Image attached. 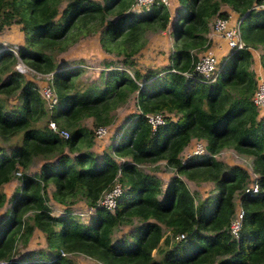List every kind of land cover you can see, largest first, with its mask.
I'll return each mask as SVG.
<instances>
[{"label": "trees", "instance_id": "16d2710c", "mask_svg": "<svg viewBox=\"0 0 264 264\" xmlns=\"http://www.w3.org/2000/svg\"><path fill=\"white\" fill-rule=\"evenodd\" d=\"M101 1L0 0V29L20 25L23 41L17 47L18 57L34 71L51 74L56 97L47 112L34 82L11 69L15 58L0 46V140L18 139L9 153L0 150V209L11 202L9 216L0 224V260L77 264L75 256L83 255L98 264H264V108L251 101L257 79L249 68L250 49H257L264 71V0H185L170 26L168 63L142 71L133 58L149 34L166 28L168 10L159 2L148 11L133 12L132 0ZM230 15L240 19L246 48L228 51L214 82L169 71L189 69L196 54L211 47L207 34L212 18ZM90 21L96 22L92 30L100 31L99 48L121 57L120 64L133 69L131 76L111 69L100 85L80 84L78 67L55 62L52 53L66 50L69 29ZM131 95L137 112L127 118L109 152L96 158L87 150L94 128L111 123V111ZM12 97L16 102L9 105ZM155 112L166 120L151 132L144 114ZM86 118L91 119L89 128L80 122ZM49 120L67 131V138L51 131ZM197 141L203 142L208 154L181 161L183 149ZM224 148L250 158L248 171L256 174V193L244 192L250 176L242 166L212 157ZM113 156L129 160L118 163ZM33 158L42 162L30 175L26 170ZM158 161L175 174L164 187L154 173L137 168ZM18 169L19 192L8 197L2 185ZM115 176L123 190L113 212L94 208L87 224L68 212L49 214L50 199L65 205L79 197L84 205L93 206ZM179 176L194 183L211 182L215 193L196 199ZM237 207L243 214L235 239L229 223ZM120 226L128 230L113 239ZM35 231L43 235L44 247L20 254Z\"/></svg>", "mask_w": 264, "mask_h": 264}, {"label": "rangeland", "instance_id": "374dc122", "mask_svg": "<svg viewBox=\"0 0 264 264\" xmlns=\"http://www.w3.org/2000/svg\"><path fill=\"white\" fill-rule=\"evenodd\" d=\"M98 3H102L101 0H96ZM172 1H169L170 3V12L171 14H174L175 11L179 12L180 9L182 10L185 5V0H178L179 9H175L173 11V6L171 3ZM64 6V3L61 2L58 5V10L60 11ZM169 8V7H168ZM175 18V16H174ZM235 18V17H234ZM96 25L95 21H90L84 24L82 27L79 28H71L67 32V35L65 37V44H66V50L62 51L59 54H56L55 52L52 53V56L55 59V62L57 63H63L64 61L67 62L68 65H72L73 67H78L81 70V73L78 75L77 79L80 84H89L93 82L96 85H100L103 81L102 79L105 78L106 72L111 69H117V70H125V67L120 64L121 57H117L113 54H106L104 53L98 45V37L100 31L94 32L92 30ZM3 28V29H2ZM0 29V42L7 43L11 46H20L22 44V30L20 28V25L17 23L10 24L9 26H4ZM88 30H92L90 33L86 35V32ZM165 30V29H164ZM161 32V31H160ZM158 34H160L158 32ZM152 35V34H149ZM148 35V36H149ZM157 34H153L152 40L151 37L146 38L145 44L151 41L149 46V52L147 54L140 53L136 59H145L148 61L147 64L153 66L151 63L152 60L156 61L158 66L154 67L155 69L161 68L163 62L162 56L165 54L162 43L159 41L155 44V36ZM145 36V35H144ZM165 38H167L166 43L170 45V48L172 46L171 41V35L165 34ZM144 44V45H145ZM169 49V48H168ZM113 53V52H111ZM146 53V52H145ZM56 54V55H55ZM101 54V55H100ZM161 59V60H160ZM218 64H220L221 57H217ZM107 62V63H106ZM136 63V68L140 71L144 70L146 68V65L144 63ZM13 67V66H12ZM11 69L13 70V68ZM244 65H239L238 68H243ZM127 70V69H126ZM125 70V71H126ZM129 70L132 72L133 69L129 67ZM129 71V72H130ZM130 72V76H131ZM100 74L103 75V77L100 76ZM27 79H31L34 84L39 85L41 84L40 80H36L34 76L32 75H25ZM101 78V79H100ZM259 79V80H258ZM264 81L262 78H257V83L260 81ZM256 83V85H257ZM16 100L14 97L9 99V105L15 104ZM134 104V96L131 95L128 97L126 102L111 111L113 114V118L111 120V123L107 124V133L106 135L100 139V140H92V146L87 149L93 152L96 155V158H99V156L103 152H109V144L113 142V140H119L120 135L123 133V128L126 126V120L128 121V117L131 116L134 112H137L136 107ZM257 111H259L257 109ZM264 111V109H263ZM261 111V113L263 112ZM81 122V125H85L87 128L91 126V119L86 118L83 119ZM119 136V137H118ZM116 138V139H115ZM18 144L17 138H11L8 141H2L0 140V150L5 151L6 153H9L10 149ZM85 150L86 148L82 147L81 150ZM213 158L216 160L222 161L225 164L228 165H239L242 166L247 173H249V176L251 172H249V162L250 158L241 154H238L235 152L232 148H224L221 151L215 153L212 155ZM119 158L117 156H113V159L116 162H120ZM123 161H128V157H122ZM121 159V160H122ZM42 161L39 160V158H33L30 160L29 165L27 167V174H36L39 169V165ZM137 168L143 172V173H154L161 181L162 187H164L168 181V178L174 174L173 169L168 168L163 161H158L156 163H142L137 165ZM19 172L20 169H18ZM15 172L13 179L8 183L2 185L3 192L9 197L14 191L19 192V179L15 178ZM179 178L186 184L188 187V190L192 192L196 199L204 198L207 195H213L215 193V190L213 188V184L211 182H200V183H194L190 180H187L184 176H179ZM123 188V186H122ZM53 190V185L49 184L46 188V193L50 195V192ZM235 196V201L237 202V195ZM7 197V198H8ZM69 200V198H68ZM67 200V201H68ZM234 201V202H235ZM75 202V203H74ZM235 202V203H236ZM49 208V214L51 216H58L60 214H63L65 212H69L70 210H73V212H76L77 210L85 211L84 207L87 205H84L83 199H80L78 197L77 200H74L71 204H58L53 202L51 199L48 200L46 203ZM11 206L10 200H8L0 209V224L6 220L9 216V207ZM68 210V211H66ZM75 216V215H73ZM92 215L88 217H75L79 220V222L87 224L90 221V218ZM128 230L127 226H120L117 230L114 231L112 238H117L121 235L122 232H126ZM44 240L43 235L40 233L38 234L36 231L32 235L30 239L29 245L25 246L24 248L20 249V247L17 245L16 249H20V254L24 255L27 252L34 250L38 246L44 247ZM156 256V255H154ZM16 257V256H15ZM76 263L77 264H98L95 261H92L91 259H86L83 255H77L75 256Z\"/></svg>", "mask_w": 264, "mask_h": 264}, {"label": "built area", "instance_id": "2783aa9c", "mask_svg": "<svg viewBox=\"0 0 264 264\" xmlns=\"http://www.w3.org/2000/svg\"><path fill=\"white\" fill-rule=\"evenodd\" d=\"M159 2L161 3L167 10H169V0H132L129 10L133 12H144L148 11L149 8L153 3ZM239 23L240 19L231 20L228 17L222 18L219 16H214L210 22L209 29L211 32L219 36L225 43V46L228 51L232 50H239L246 48L243 41L240 37L239 32ZM1 49H6L9 51L12 56L15 58V62L13 64V70L17 71L22 75H32L36 80H40L41 84L37 85V93L41 100L44 103V107L47 112H50L54 104L56 103V97L54 94V90L51 86V74L50 73H39L34 71L33 69L29 68L25 65L18 57L17 54V46H11L7 43L0 42ZM227 55V54H226ZM223 60L220 61L218 64V60L216 56L210 51H205L196 54V59L191 62V67L186 71H177L174 68H170V72H177L181 74L185 78H189L192 75H197L201 77V80L206 83L214 82L218 71L219 66L222 64ZM126 70V68H125ZM124 70V71H125ZM128 74L130 72L126 70ZM259 80V79H258ZM252 103L256 106V108H264V81H260L257 83L253 94L251 96ZM144 118L146 123L150 127V131L154 132L159 126L165 123L166 117L161 112L155 113H146L144 114ZM48 128L56 132L60 137L67 138L68 133L67 131L61 129L59 130L54 121L49 120L47 122ZM107 133L106 126H98L93 130V140H100L102 139ZM208 154L203 142H193L191 145L187 146L180 154V159L183 161L184 159L188 158L192 155H203ZM121 163L123 162L122 158H119ZM122 159V160H121ZM20 172H15V175H19ZM118 175V174H117ZM249 183L248 186L244 189V192L247 193H256L258 191V182L256 180V174L250 173ZM122 184L117 181V176L112 180L110 186L101 191L99 196L97 197L93 206H86L84 207L85 211L77 210L73 212L70 210L68 212L69 215H75L74 217H88L93 214L94 208H102L108 212H113L116 208V201L120 194L122 193ZM242 208L237 207L236 211L233 214V217L229 223V233L231 234L232 238L237 239L238 230L241 224L242 218ZM0 264H5V261L0 260Z\"/></svg>", "mask_w": 264, "mask_h": 264}, {"label": "crops", "instance_id": "0c3cea01", "mask_svg": "<svg viewBox=\"0 0 264 264\" xmlns=\"http://www.w3.org/2000/svg\"><path fill=\"white\" fill-rule=\"evenodd\" d=\"M169 1H172L171 3H173L172 4V6H173V11H175V9H178V7H179V4H178V0H169ZM169 5H170V3H169ZM171 10H170V6H169V10H168V13H169V15H168V23H167V26H166V28H165V30H163V31H161V32H159L160 34H158V33H155V34H157L156 36H155V40H154V42H155V44L157 43V42H161L162 43V45H163V47H166V48H163V50H164V52H165V54L161 57L162 58V62H163V64L161 65L162 67L163 66H165L167 63H168V60H167V56H168V53L172 50V46H171V48H170V45L168 44V46H167V43H166V41H168V40H166L167 38H165L166 36H165V34L166 33H168L169 34V32H170V26H171V24L173 23V21H175V18H174V16H175V12H174V14H171V12H170ZM235 17V15H230L229 16V18L231 19V20H233V19H235L234 18ZM210 25V24H209ZM153 37V34L152 35H149L148 37ZM152 37H151V40H152ZM207 37L211 40V47L209 48V50L216 56V57H221V61H222V59H224L225 57H226V54H227V48H226V46H225V43H224V41L219 37V36H217L216 34H214L213 32H211L210 31V29H209V31H208V34H207ZM172 41V40H171ZM150 43H151V41L148 43V41H147V43L139 50V52L134 56V61L135 62H137V63H139V61H140V63H144L145 65H146V68H154V67H157L158 66V64H157V62L156 61H154V60H152L151 61V63L150 64H152L153 66H151V65H149V64H147L148 63V61H146L145 59H136V57H138L139 56V54L140 53H143L144 55L145 54H147L148 52H149V46H150ZM172 44V43H171ZM169 48V49H168ZM146 52V53H145ZM250 52L252 53V59H253V62L249 65V68L254 72V75H255V79H257V78H262V79H264V71L262 70V68L260 67V64H259V61H258V55H259V50H252V49H250ZM101 55V54H100ZM223 63H225V61L223 60V62H222V64ZM155 69V68H154ZM128 70V69H127ZM129 71V70H128ZM135 113V112H134ZM114 141V140H113ZM191 142H192V140H191ZM190 142V143H191ZM185 149V148H184ZM183 149V150H184ZM66 213V212H65ZM64 214V213H63ZM61 215V214H60ZM37 232V231H36ZM38 234H40L39 232H37ZM34 234V233H33ZM29 243H30V241H29ZM29 243H28V245H29ZM42 246H38L37 248H41ZM86 259H89V258H87V257H85ZM93 261V260H92Z\"/></svg>", "mask_w": 264, "mask_h": 264}]
</instances>
